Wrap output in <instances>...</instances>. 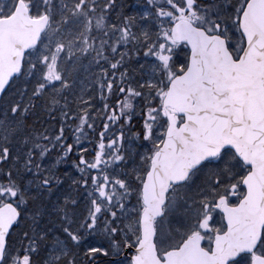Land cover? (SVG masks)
<instances>
[{
	"label": "snow or ice",
	"instance_id": "obj_1",
	"mask_svg": "<svg viewBox=\"0 0 264 264\" xmlns=\"http://www.w3.org/2000/svg\"><path fill=\"white\" fill-rule=\"evenodd\" d=\"M0 264H264V0H0Z\"/></svg>",
	"mask_w": 264,
	"mask_h": 264
},
{
	"label": "trees",
	"instance_id": "obj_2",
	"mask_svg": "<svg viewBox=\"0 0 264 264\" xmlns=\"http://www.w3.org/2000/svg\"><path fill=\"white\" fill-rule=\"evenodd\" d=\"M129 3L135 4V0H129Z\"/></svg>",
	"mask_w": 264,
	"mask_h": 264
}]
</instances>
